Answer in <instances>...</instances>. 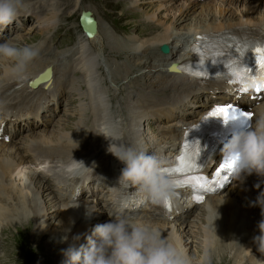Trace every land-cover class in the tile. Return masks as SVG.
<instances>
[{
    "label": "rangeland",
    "instance_id": "1",
    "mask_svg": "<svg viewBox=\"0 0 264 264\" xmlns=\"http://www.w3.org/2000/svg\"><path fill=\"white\" fill-rule=\"evenodd\" d=\"M190 1L192 0H127L126 2L124 0H36L34 3H27L23 0L26 8L20 11L13 23L8 25L7 28L0 30V43L9 42L18 48L29 46L38 51H40L42 47H47L50 52H52L42 61H34L33 63H30L26 69L27 75L34 73V70L38 69L39 66L43 65V62L46 61L51 63V67L57 70V81L63 83L62 73L64 71H71V74L65 78L69 82L74 83L75 85L77 83L78 85L74 89L68 87L66 91L64 90V92H62L63 95H60L59 92H57L56 98H50L52 100H48L47 102L50 103V106L46 108L42 113V117L39 119H31L32 121L29 120L32 123L25 127H19V124L16 127L19 128V131L11 129L13 133H15V135H11L13 138L7 140L1 137V161L3 159V161H7V155L9 153L15 152L17 149L20 151V148L27 145H38L40 148H44L45 150H48V152H53V154L57 155L56 153L60 151V149L58 150L56 148V144H54L55 142L44 144V139H48L52 137V135H55L60 139L63 136V130L64 133L75 134L74 131L81 126V121L86 119V115H92V111L98 108L99 120L94 125L89 126L90 129L93 130L92 133H94V137L85 141L87 144H85L83 150H80L81 152L78 151V149H73L66 145L65 150L71 151V156L66 158H57L54 156L55 159L50 158L45 159V161L39 159L35 164L33 156L35 154L27 151L26 154L30 157H28V160L33 161L28 165L26 164L19 168L13 173V175H11V179H8L14 190L16 191L15 188H18L17 192H23L28 200V204L25 208L28 210V216H31L29 202H31L33 198H37V195H35V189H38V186L41 185V182L35 184V179H37L39 175L43 178L44 182H46L45 184H48L52 188L54 195L58 196L59 194L66 193L64 190H67L69 194V189L61 191L55 188L54 184L55 182L57 183V180L51 181V178H49L47 174L52 171L56 177L60 175L66 176L62 169V165L68 164L74 159L78 162L83 161L85 167H87L90 164V157H95L96 159H93L92 165L88 166L89 169L85 173L86 175H89L91 172L93 177L96 176L95 179L97 181H92V183L98 182V179H104V181L106 180L105 182L107 186H112L114 184L119 187L120 191H123L117 181L124 166H122L121 162L108 151L111 139L113 143L126 144L132 148H138L139 145L146 146L147 152L159 156V154L162 153H159L157 149L150 147L153 146L155 142L161 140L160 135H162V130L164 132L166 128L168 129L171 124L176 123L184 115L187 116V119L195 117L196 111L200 106L198 104H191L193 103V98L197 97L199 94H201V96L204 95L202 97L204 102L209 98V103L211 105L208 104L207 106H204L205 111L207 108L211 107L213 103L222 100L219 97L212 99L210 97L212 96V93H208L210 90H207L204 84L201 85L199 81L197 85L199 84L200 87L205 89L194 90L196 86H188L187 88H191L194 91L192 94L183 95L182 97H190L188 99L186 98L187 100L185 99L179 105H174L177 103V100L175 103L173 102L174 106L164 107L158 111H154L149 105L151 110L154 111L153 115L151 113L147 116L146 120L141 122L139 119V122L138 118L133 113L129 115L123 97L125 98L128 97L129 94H132L129 96L128 101L136 105V98H138L137 94L139 92L138 89H141V87L139 88L140 83H143L144 81V79L140 82L138 81V85L135 86L132 81H135V78L138 77L137 74H139V76L140 74L153 75V78L145 76V82L150 84L158 79L159 73L154 72V70L150 72L149 69L151 67H149V69H143L139 73H132L128 80H118L119 78L114 76L115 66L121 65L127 58H131L130 60L136 64H144L150 60L149 55L142 54V50L148 45H152L156 48L153 52L154 54L158 56L163 55L160 47L166 43H162V41L160 42L158 39L164 32L171 34L181 33L188 36L192 35L194 32L197 33L201 30L200 27H203L204 25H217L219 22L220 24H225L226 22H230V19L238 22L241 19L248 18L250 14L253 22H261V19L264 18V0H193L196 3L192 5L194 11L192 20L188 21L189 27L187 28V31H183L180 26L178 31L175 32L173 30L174 25L172 24L173 17L176 14L177 9L189 5ZM88 10L93 13L95 19L103 27L102 35H104V37L101 44L92 45L82 31L80 23L81 14ZM141 22H156V24L157 22H160L162 23V26L155 31L149 30L145 36H139L138 39L140 40L137 41V44H132V47L134 48L139 47V52L137 51V53L118 55L115 50L112 52L109 50L110 48H108L107 42L115 43V41H119L120 43H128L129 39L138 37V33L144 28V23L142 24ZM185 23L186 22H184V24ZM253 25H264V23ZM166 45L170 46L171 49L173 48L172 43ZM181 45L182 44H180V46ZM71 52H73L74 59L72 61L68 60V58L65 59V57L71 56ZM181 53L183 52H180V54ZM117 55L119 57H117ZM73 56H71V58H73ZM57 59L60 61L58 68L54 67V62ZM134 60L136 61L134 62ZM84 61L86 63H84ZM13 63L14 62L11 60L0 59V78L10 75V69ZM162 64L161 71L165 72L167 70L164 66L165 62ZM87 70L89 71L87 72ZM54 90L56 91L57 87L51 88L48 92ZM143 90L146 93L150 91V89L146 88ZM228 92L231 93L230 91ZM151 95L155 98H162L164 103L167 99L177 97L176 95L171 96L170 94L163 97V93H152ZM224 95L227 97V100L222 101H228V97L230 99L232 97L228 96L227 93ZM140 99L142 100V103H139V105H143L144 103L148 104L143 97ZM35 100L36 98L31 101L32 105H34L33 103ZM243 100L244 99H241V103ZM204 102H201L200 104L202 105ZM248 102L250 101L246 100L244 105L246 106ZM1 103L2 102H0V104ZM261 103L260 108L264 110V101H261ZM156 104L162 105L161 103ZM27 107H29V104H27ZM259 115L260 114L257 115V118ZM131 119L133 120V123L132 127L129 128L126 124ZM135 121H138L139 123H136ZM21 124H25V122ZM7 125L6 128L8 127ZM10 125H12V123H10ZM15 125H17V123H15ZM68 126L73 128L69 129ZM103 134L109 138H106ZM63 141L64 140L57 142L62 144ZM4 143L9 146H2ZM161 144L162 148H164L162 149L163 154H170V143L162 141ZM14 146L16 149L13 150L12 148ZM163 154L161 155L162 157ZM96 160L97 165L99 166L96 170L97 172L93 173V170H95L93 168L95 167L92 168V166ZM32 163H34V165ZM100 166L103 167L101 168ZM253 174L254 176L251 174L244 177L242 180H234L233 184L230 185L226 191L218 195L216 205L212 204V201H208L209 199H207L198 207L195 205L189 207L185 214L178 215L172 220L160 221L156 218L158 222L160 221L164 224L165 229L175 230L177 241L172 240L171 243L187 256L191 257L192 264H239L240 261H243L241 264H248L247 260L245 261L240 258H234L232 261H229V259L226 258V261H224L225 255L223 257L216 256L214 251L215 248H212L206 240L209 233L208 228L211 225L210 215L215 211L219 212L221 215L224 214L222 206L219 204L220 200L230 199L243 202L249 189H251V186L255 183H258L260 188L264 189V184L261 182L264 180V177L259 176L256 173ZM103 184V182H100L99 184V190L102 192L106 190V188L103 187ZM93 188H96V185H94ZM100 191L92 194V188L87 185L84 188V192L79 197L69 202L64 198L61 204L66 201L65 204H69L72 208L75 205L72 211H75L74 213L79 217L78 220H80L81 208L90 205L91 203L94 205L98 202L97 204L99 207L103 208V210L100 211L98 209L99 213L103 214H99L100 218L98 220L100 221L105 218L112 219V217L110 218V216L106 214V210H111V203L114 200L116 202L119 201L118 203H120V201L125 198V195L122 194L116 198V195L111 194L108 198V202L110 203L108 207H106L105 205L102 206L97 200ZM46 193L50 194L49 191ZM241 195L245 196L241 199ZM45 198L46 197L41 198V201L45 200ZM58 206L55 209L50 210L49 213L44 211L41 216L38 214L34 215L36 218H30L29 222L34 224L30 228L23 227L17 231L12 225L7 227L8 229L5 228L0 231V264H62V261L65 259L63 250L67 249L70 245H74L77 248L81 245L87 246V237L92 235V231L95 227L92 223H88L91 217L84 220L82 226L79 224L77 225L76 223L78 221L72 219L76 225L74 224L71 228L70 224L67 223V227L71 229L67 232V236L65 237L62 235V228L60 230L58 229L59 231L56 228V226L60 225V216L62 215V210H59L60 207ZM114 208L119 210L120 207L115 205L112 209ZM234 209L236 210V208ZM206 213L209 214L208 226L204 225L200 220L201 216L204 218ZM94 215H96V213ZM135 216L137 215H130L129 217L132 219L134 218L133 222L143 225V223H141L142 221H137V219H135ZM4 217L6 221V219H8L6 214ZM3 223L5 222L0 221V228ZM99 224H103V222L100 221ZM75 226L77 230H74ZM55 229L57 234L40 235L45 231L53 233ZM66 230L67 229H65V231ZM65 231H63V234ZM77 236H79V239H74ZM231 252L233 251H228V256L233 257L234 252ZM205 253H207L208 256L207 261L205 260ZM12 260L14 262H12Z\"/></svg>",
    "mask_w": 264,
    "mask_h": 264
},
{
    "label": "bare ground",
    "instance_id": "2",
    "mask_svg": "<svg viewBox=\"0 0 264 264\" xmlns=\"http://www.w3.org/2000/svg\"><path fill=\"white\" fill-rule=\"evenodd\" d=\"M24 1H26L27 3H34L36 0H24ZM124 1L126 2L127 0H124ZM195 3L196 2L192 0L189 2V5L182 6L181 8L177 9L176 14L173 17V22H172V24L174 25L173 30L175 32L178 31V28L180 26H181L183 31H187V28L189 27L188 21L192 20V15H193V11H194L192 9L193 8L192 5H194ZM250 16H251V14L249 15L248 18L241 19L238 22H235V21L230 19L229 20L230 22H226L225 24H220V22H219L217 25H209V24L204 25L203 27H200L201 30H199L197 28L199 30V31L197 30L198 31L197 33L194 32L192 35H188V36H185V34L183 35L181 33L180 34H178V33H176V34L172 33L171 34L168 32H164L163 34H161V36L159 37L158 40L160 42L162 41V43H166V44L172 43L173 44V48H172L170 54L158 56V55L153 53L156 48L152 45H148L147 47L144 48V50H142V54L149 55L150 60H148L145 63L143 62L144 64L133 63L130 60L131 58L130 59L127 58L126 60L123 61V63L121 65L115 66L114 76L116 78H119L118 80H120V79L128 80V78L130 77V75L132 73H134V72L139 73L143 69H147V68L149 69V67H151L149 69L150 72L152 70H154V72L159 73L158 79L156 81L150 83V84L145 82V78H146L145 76H150V75H141L140 74V76H139V74H137L138 77L135 78V81H132V83H134L135 86L138 85V81L140 82L142 79H144L143 83L141 82L140 86H139V88L141 87V89H138L139 90V92L137 94L138 98H136L137 104L135 105L134 103L128 101L129 96L132 94H129L128 97H125V98L123 97V99L126 102L127 106L126 105L125 106L127 108V111L129 112V115L133 113L138 118V120L140 119L142 122L143 120H146L147 116L150 115L151 113L153 115L154 111H158L159 109L164 108V107L179 105L186 98L188 99L190 97V96L182 97L183 95H189V94H192V92L194 90H201V89H205V88L207 90H210L208 92L209 94L212 93V96L209 95L212 99L219 97L222 100H227L226 99L227 97L224 94H219V92H216V91H223L225 89H228V91H230L231 86H230V84L226 78H224V79L223 78L205 79V78H196V77L190 76L188 74H184L183 72L171 73V72L167 71V73H166V72L161 71V68L163 65L162 63L165 62L164 66L167 67L165 69H168L170 67V65L174 62H176L178 64L179 63L181 64L183 62H187V63L194 62L195 56H193L191 54H187L186 56H183L181 54L182 55L181 56L180 52H184V54H185V53H187V51L192 50L194 48V46H196V44L201 39V36H204V35H211L210 37H212L214 34L228 35V34H233L239 30L257 31L258 27L261 31H264V25H253V24H257V23L263 24L264 18L261 19V22H253V20H251ZM184 22H186V23L184 24ZM143 23H144V28L138 33V37L129 39V42L131 44L129 42L128 43H126V42L120 43L119 41H117V42L115 41V43H113V42L108 43L107 42L108 48H110L109 50L111 52L113 50H115L118 55H125L126 53H135V52L137 53V51L139 52V49H138L139 47L138 48L132 47V44L136 45L137 41L140 40V39H138L139 36H145V34H147V32L149 30L155 31L157 28L162 26L161 25L162 23H160V22H157V24H156V22L155 23L154 22H143ZM102 29H103L102 25H100L98 23L97 35L93 38L87 39L92 45L101 44L103 37H104V35H102ZM198 38H200V39H198ZM180 44H182V45L180 46ZM160 45H162V44H160ZM51 53L52 52H50V50L47 47H42L40 49V51H38V55L31 61V63H33L34 61H42L46 56H48ZM174 54H175V56H174ZM176 54H178V55H176ZM74 55H76V54H74ZM107 55H108V53H107ZM118 55H117V57H119ZM179 55L181 57H179ZM66 56H68V55H66ZM71 56H73V52H71ZM71 56L65 57V59L68 58V60L72 61L74 59V56H73V58H71ZM177 56L179 58H176ZM213 60H215V63L212 62ZM135 61L136 60H134V62ZM209 62L211 64L208 66L207 64ZM59 63H60V61H58V59H57L54 62V67L58 68ZM84 63H86V62L84 61ZM41 64H42V62H41ZM50 66H51V63L44 61L43 65L39 66L38 69L34 70V73H30L29 75L26 74V78L23 80L17 79L15 77H13L11 74L4 77V78H0V102H2L0 104V108H2V110H4V111H0V116H1V114H3L5 112V109H4L5 104L6 103L11 104V102L14 101L11 104L12 108H17L19 110H21V108H24V110L27 112H24L23 115L28 116V117H31V116L36 117L37 115H40L42 113V110H43L44 106L47 104L48 100H52L50 98H56L57 92H59L60 95H63L62 92H64V90L66 91L68 87L74 89L76 86H78L77 83L75 85L74 83L69 82L65 78L71 74V71H64L62 73V82L63 83L57 81V79H56V76L58 75L57 70H55L52 67V69H53L52 77H49L46 80L42 81L35 89H30L29 82L31 80L35 79L37 76H39L42 72L45 71V69L47 67H50ZM203 66L205 67V70L209 73L217 72L219 69H221L223 67V60L220 58L219 52L215 51L214 54L212 55V57L208 61L204 62ZM196 69L197 68L192 69V70L196 71ZM83 70H85V69H83ZM88 71L89 70H87V72ZM87 72H85V73H87ZM150 78H153V75H151ZM27 81H28V83L25 86L24 82H27ZM199 81H200L201 85L204 84L205 88L200 87L199 84L197 85V83H199ZM132 83H130V84H132ZM188 86H190V87L196 86V87L194 88V90H192L191 88H187ZM54 87H57L56 91L54 90L52 92H48V90H50L51 88H54ZM142 88L143 89H145V88L150 89V91L148 92L149 95H148V93L144 92V90ZM152 93H158V94L163 93V95H164L163 97H165L169 94L171 96L176 95L177 97H173L172 99L171 98L167 99L166 102L164 103L162 98L152 97V95H151ZM146 95H148V96H146ZM214 95H217V96H214ZM220 95H223V96H220ZM144 96H146V97H144ZM203 96L204 95L201 96V94H199L197 97L192 99L193 103H191V104H195V105L198 104L200 106L196 111L195 117L187 119V116L184 115L176 123L171 124L168 129L166 128L164 132L162 130V132H161L162 135H160L161 140L159 142L154 141L155 143L153 144V146L150 147V148L157 149L159 153L163 154L162 149H164V148H162L161 142L164 141L166 143L167 142L170 143V147H169L170 154H168V153L163 154V159L165 160V163H171L173 160V157L177 154L178 146L181 144V140H182L181 134H182V131L184 129V126L198 122L200 117L202 115H204L206 113V111L210 108V107L207 108V110L205 111L204 106H207L208 104H210L209 103L210 101H209V98H207V101L204 102V100L202 98ZM229 96H232V94L229 93ZM121 97H122V95H121ZM141 97H143V99L148 104L144 103L143 105H139V103H142V100L140 99ZM35 98H36V100L33 103L34 105H32L31 101ZM222 100L217 101L216 103L227 102V101H222ZM175 101H177L176 104H174ZM201 102H204V103L201 105L200 104ZM156 103H159V104L161 103L162 105H158ZM27 104H29V107H27ZM149 105L153 108L154 111L151 110ZM250 106H252V107L254 106L252 102H248L246 104V107H250ZM254 110L256 112L255 116L264 112V110L260 107L254 108ZM41 117H42V115H41ZM85 118H86L85 120L81 121V126H83V127H81V126L78 127L74 131L75 134L72 135V134L67 133V132L64 133V130H63V132H62L63 136L60 139L55 135H52V137H50L48 139H44V141H43L44 144H49V143L55 142L54 144H56V148L58 150L60 149V151H58L56 153L58 156L53 154V152L50 153V152H48V150H45L44 148H40V146H38V145H36V146L27 145V146H24L23 148H20V151H19V149H17V151L9 153L7 155L8 156V160L6 159L7 161H3L4 159L2 161L0 160V221L5 222V223H3L2 227L0 228V231L4 230L5 228L10 227L12 225H13V228L17 231H19V229H21L23 227L30 228L31 226L34 225L33 223L29 222L30 218L35 217L34 215H38V214H40V216H41V214L44 211H46V213L47 212L49 213L50 210L55 209L58 205H60L58 207H60L59 210L60 209L62 210L61 211L62 215L60 216L61 217L60 222H59L60 225L56 226V228H57V230L58 229L60 230L62 228L61 230H63V231H65V229H67L64 232V234L62 231V235H64L65 237L67 236V232L70 231V229L75 224L72 221V219H74V221H78L76 224L77 225L79 224L81 226H82V224H84V220L88 219L89 217H91V219L89 220L88 223H90V224L92 223L95 226L98 225L100 221H102L103 223H106V222H109L111 220L109 218H105V219L100 220V221L98 220L100 218L99 214L103 215V214L99 213V211L103 210V208L99 207V205L97 204L98 202L96 204H94L95 206L93 205V203H91L90 205H86L83 208H81V212H80L81 218H80V220H78L79 217L76 216V214L74 213L75 211L74 212L72 211L75 205L72 208V206H69V204H65L66 201H64V203L61 204L62 200L65 198L64 194H59L58 196L54 195L52 188L48 184H45L46 182H44L43 178H41L40 175L37 179H35V184L41 182V185L38 186V189H35V195H37L36 196L37 198H35V199L33 198L32 201L29 202V207L31 208L30 209L31 210V216H28V210L25 209L26 205L28 204V200L24 196L23 192H19V191H18L19 193L17 192L18 188H15L16 189V191H15L13 186L11 185V183H9V181H8L9 178L11 179V175H13V173H15V171H17L19 168L25 166L26 164L28 165L29 163H31L33 161V160L32 161L28 160L29 156H28V154H26L27 151L32 153V154H35L33 156H34V163L36 164L39 161V159L45 161V159H50V158L53 159L54 156L57 158H59V157L66 158L68 156H71V151L65 150L66 145L72 147L73 149H78V151L83 150V148L85 147V144H87V143H85V141L90 140L94 137L93 136L94 133H92L93 130L90 129L89 126L94 125L95 123L98 122V120H99L98 108L92 111V115H86ZM2 119L3 118L1 116L0 120H2ZM29 120H31V119H28V120L26 119L24 121L15 122V123H17V125H15V123L12 122V125H11L12 129L18 130L19 128H16V127L19 124H20L19 127H25L28 124H31L32 122H30ZM140 120H139V122H140ZM23 122H25V124H21ZM135 122L139 123L138 121H135ZM132 123H133V120L131 119L130 121L127 122L126 125L129 126V128H130V127H132ZM68 128L72 129L73 127L68 126ZM132 133L135 134L134 132H132ZM42 138H45V137H42ZM62 140H64L62 144H59L57 142V141H62ZM171 140H173V141H171ZM3 145L7 146V147L9 146L6 143L2 144V146ZM147 148H149V147H147ZM12 149L14 150V149H16V147L14 146ZM134 149L137 151H144L150 155L152 154L150 152H147L146 146L139 145L138 148H134ZM162 154H159V156H161ZM36 155H40V158L38 159L36 157ZM35 160H36V162H35ZM58 160H60V159H58ZM122 166H124V164ZM252 176H254V174H252ZM94 178H96V176ZM234 180H236V179L233 178L232 181L229 183V185L226 187V189L224 191H226L227 188L233 184ZM105 181H104V179H98V183L103 182L104 184H106ZM80 183L81 182L78 179L70 180L69 183L67 184V189H70V187H72L74 192L71 191V192H69V194H68V191L64 190V188L62 187V190L66 191L67 202L74 200V196L76 195V189L78 187H80ZM257 184L255 183L254 185L251 186V189H249L247 196L243 200L244 203L239 201V200H230V199L220 200L219 204L222 206V209H223V213H224V214H222L223 217L221 214H219V212H216V211L210 215L211 216V220H210L211 225L208 228L209 233H208V238L206 241L211 245L212 248L213 247L215 248L214 251H215L216 256H218V257L222 256L223 257L225 255L224 261H226V258H228L229 261H232L234 258L235 259L240 258V259L245 260V261L247 260L248 264L249 263L250 264H258V259L264 260V256H261V254L257 251L256 245L253 243V237L260 234L259 229H258V223L262 219L261 207L258 204H255V202L257 200V197L260 195V193L264 192V189L260 188V186H259V188L256 187ZM46 185H48V186H46ZM90 188H92V194H94L95 188H93L92 186H90ZM122 190H123V188H122ZM124 190L128 192V193L126 192L127 194L130 193V190H128V189H124ZM48 191L50 192V194L46 193ZM179 193L182 196L181 202H183L186 206H188V208L193 207L194 204H193L192 200L190 199V196H189L187 190L179 191ZM40 195H41V198L46 197L45 200L41 201ZM244 196L241 195V199ZM217 198H218V195H215V196L209 197L207 199H209L208 201L211 200L212 204L216 205L217 201H218ZM112 200H113V198H112ZM110 201H111V199H110ZM118 202L119 201L116 202L114 200L111 203L112 208L115 205H117V207H120V203H118ZM178 204L180 206V198H178ZM43 205H45V206H43ZM42 206H43V208H42ZM112 208L110 211L107 209L106 214H108V212L116 213L120 210V208H119V210L116 208H114V209H112ZM234 208H236V210ZM98 209H99V211H98ZM30 210H29V212H30ZM139 212H133L129 208L125 210L126 215H128V216L137 215V216H135L136 217L135 219H137V221H142L141 223H143V225H146L147 227H149L151 229L158 230L161 233V235L164 238L168 239L170 242L172 240L177 241L175 230L174 229H165L164 224L160 222V221H165V220L169 221L172 218H168V217H165L162 215H156L157 213H152V212H149L148 210H145L143 212L141 211L142 213L141 212L139 213ZM95 213H96V215H94ZM5 214L8 218V219H6V221H5V217H4ZM93 216H95V217H93ZM156 218L159 219L160 221L158 222V220ZM132 220H134V218ZM200 220L204 225L208 226L209 225V221H208L209 220V214L206 213L204 218H203V216H201ZM67 223L70 224V227H71L70 229L67 227ZM85 224H87V223H85ZM74 230H77L76 226H75ZM55 231H56V229L53 231V233H50V231H45L40 235L44 236L46 234H55L56 233ZM7 243H9V242H7ZM229 250L234 252V253L231 252V253H233V257L228 256ZM12 262H14V261L12 260ZM241 262H243V261H240L239 264H241Z\"/></svg>",
    "mask_w": 264,
    "mask_h": 264
},
{
    "label": "clouds",
    "instance_id": "3",
    "mask_svg": "<svg viewBox=\"0 0 264 264\" xmlns=\"http://www.w3.org/2000/svg\"><path fill=\"white\" fill-rule=\"evenodd\" d=\"M25 8L23 0H0V30L13 23ZM37 55L38 50L29 46L18 48L9 42L0 43V59L14 62L10 74L20 80L26 78L27 66ZM108 151L124 164L118 185L133 191L120 201L118 212H108L112 217L109 222L94 227L92 235L87 237V246L77 248L70 245L63 250L65 259L62 264H192V258L158 230L137 224L125 214L130 207L146 202L160 205L172 198L174 184L159 171L165 164L163 157L137 151L126 144L113 143L112 139ZM224 152L226 156L237 157L232 174L234 179L242 180L253 173L264 176V112L254 124L250 123L234 134L225 145ZM62 169L71 178L83 176L89 168L85 167L83 161L72 159L70 163L62 165ZM259 186L256 185L257 188ZM255 204L261 207L262 219L258 223L260 234L253 237V243L264 256V192L260 193ZM74 239L78 240L79 236ZM258 264H264V260L258 259Z\"/></svg>",
    "mask_w": 264,
    "mask_h": 264
},
{
    "label": "snow or ice",
    "instance_id": "4",
    "mask_svg": "<svg viewBox=\"0 0 264 264\" xmlns=\"http://www.w3.org/2000/svg\"><path fill=\"white\" fill-rule=\"evenodd\" d=\"M200 39V38H198ZM247 48V46H246ZM194 51H197V46H194ZM246 50V49H245ZM244 50H241L243 54ZM253 55L256 58L259 71L255 69V73L251 68H246L240 66L236 61H229L226 64L228 68V79L229 83L235 81L243 84V87L240 88L241 92H248L249 88L254 87L257 93H260L261 90H264V44L252 46ZM215 63V60L212 61ZM201 68L200 70H192L190 67L181 66L180 70L184 71L186 74L201 78L207 75V72L204 70V59L200 61ZM247 76L250 83L245 82L242 78ZM252 113L240 111L237 106L232 104L227 105H218L210 113L209 117L221 118L225 122L229 120H234L242 118V120L249 125ZM206 117L205 119H207ZM195 147V145H186L185 154L176 158V163L172 167L161 168L160 174L169 178L175 188L182 186H190L197 192H210L214 191L223 186V183H227L230 177L233 174L237 157L235 156H225L223 162L220 164L219 168L216 171L217 180L213 181L208 178H205L198 174V165L195 162V156L199 154V149L196 148L194 152L188 151V149ZM198 201H202L203 196L197 195L195 197ZM163 207L166 211H170L171 202L166 200L163 202Z\"/></svg>",
    "mask_w": 264,
    "mask_h": 264
},
{
    "label": "water",
    "instance_id": "5",
    "mask_svg": "<svg viewBox=\"0 0 264 264\" xmlns=\"http://www.w3.org/2000/svg\"><path fill=\"white\" fill-rule=\"evenodd\" d=\"M80 23H81L83 31L85 32V34L88 38H93L97 35L98 21L93 17V14L90 10L82 12ZM161 50L164 53H168L169 47L167 45H164V46H162ZM171 70H174V66L170 67V71ZM51 75H52V68L48 67L46 69L45 73L41 74L37 78L36 82L41 80V79L44 80L46 78H49V77H51Z\"/></svg>",
    "mask_w": 264,
    "mask_h": 264
}]
</instances>
